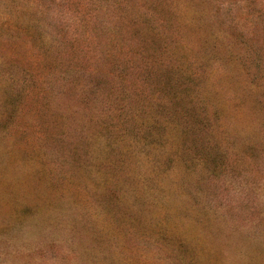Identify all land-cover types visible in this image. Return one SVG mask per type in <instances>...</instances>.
<instances>
[{
  "label": "rangeland",
  "instance_id": "obj_1",
  "mask_svg": "<svg viewBox=\"0 0 264 264\" xmlns=\"http://www.w3.org/2000/svg\"><path fill=\"white\" fill-rule=\"evenodd\" d=\"M0 264H264V0H0Z\"/></svg>",
  "mask_w": 264,
  "mask_h": 264
}]
</instances>
